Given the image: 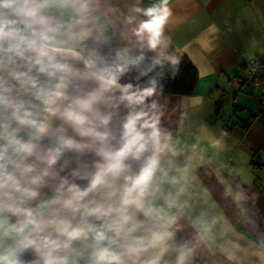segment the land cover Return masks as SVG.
<instances>
[{
    "label": "clouds",
    "instance_id": "1",
    "mask_svg": "<svg viewBox=\"0 0 264 264\" xmlns=\"http://www.w3.org/2000/svg\"><path fill=\"white\" fill-rule=\"evenodd\" d=\"M140 5L120 22L112 0H0V264H198V246L243 264L223 210L193 214V157L150 100L179 66L169 0Z\"/></svg>",
    "mask_w": 264,
    "mask_h": 264
},
{
    "label": "crops",
    "instance_id": "2",
    "mask_svg": "<svg viewBox=\"0 0 264 264\" xmlns=\"http://www.w3.org/2000/svg\"><path fill=\"white\" fill-rule=\"evenodd\" d=\"M112 2L122 22L120 13L127 14L136 0ZM152 2L141 0L140 6ZM169 8L168 51L179 61L188 58L198 77L188 95L157 90L150 100L163 113L162 127L180 142L183 152L177 163L183 165L188 156L193 157V214L207 210L210 219L222 209L237 233L228 238L247 250L238 253L244 257L243 264H261L253 252L260 250L259 241L264 240V106L245 64L255 60L264 79V0H169ZM238 185L246 196L237 211L224 192ZM206 200H215L219 208H208ZM183 226L179 235L191 237L192 228L186 221ZM220 230V224L213 229L217 234ZM197 254L198 264H229L218 251L210 256L203 246H198Z\"/></svg>",
    "mask_w": 264,
    "mask_h": 264
},
{
    "label": "trees",
    "instance_id": "3",
    "mask_svg": "<svg viewBox=\"0 0 264 264\" xmlns=\"http://www.w3.org/2000/svg\"><path fill=\"white\" fill-rule=\"evenodd\" d=\"M151 57V53H148ZM255 61V60H254ZM256 62V61H255ZM147 63V61H145ZM257 64V62H256ZM158 72H162V76L158 77L157 90L173 95H188L192 92L196 83L198 72L191 61L184 57L179 61L178 71L173 75L174 69L171 65L165 64L163 68H157ZM135 69H133V74Z\"/></svg>",
    "mask_w": 264,
    "mask_h": 264
},
{
    "label": "built area",
    "instance_id": "4",
    "mask_svg": "<svg viewBox=\"0 0 264 264\" xmlns=\"http://www.w3.org/2000/svg\"><path fill=\"white\" fill-rule=\"evenodd\" d=\"M248 73V79L252 82L255 89H259V98L262 106H264V79L258 74V66L254 60H250L245 64Z\"/></svg>",
    "mask_w": 264,
    "mask_h": 264
}]
</instances>
